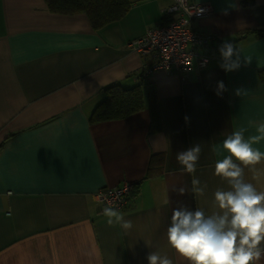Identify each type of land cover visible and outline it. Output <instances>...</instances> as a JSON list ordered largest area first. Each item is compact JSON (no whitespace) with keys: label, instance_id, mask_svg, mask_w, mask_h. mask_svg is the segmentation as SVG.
Segmentation results:
<instances>
[{"label":"crops","instance_id":"crops-1","mask_svg":"<svg viewBox=\"0 0 264 264\" xmlns=\"http://www.w3.org/2000/svg\"><path fill=\"white\" fill-rule=\"evenodd\" d=\"M172 1L131 0L121 19L94 29L85 13H55L46 0H0V264H148L153 252L189 264L168 243L172 211L221 213L214 194L230 190L215 175L222 141L234 130L243 129L245 139L260 135L264 123V35L254 32L264 28V0L247 7L241 0H192L214 8L193 22L216 37L200 49L212 53L209 64L146 72L155 57L128 45L165 23L163 9ZM225 43L238 51L236 70L220 67ZM219 81L225 90L217 95ZM114 82L141 85L146 101L153 88L160 131L150 133L147 107L90 121ZM195 144L201 153L188 173L177 154ZM253 146L264 152V139ZM153 155L163 156L162 169L145 178ZM255 167L264 173V161ZM244 178L264 191V175L257 179L246 167ZM125 181L140 183L117 210L133 223L127 231L107 224L96 196Z\"/></svg>","mask_w":264,"mask_h":264},{"label":"clouds","instance_id":"clouds-1","mask_svg":"<svg viewBox=\"0 0 264 264\" xmlns=\"http://www.w3.org/2000/svg\"><path fill=\"white\" fill-rule=\"evenodd\" d=\"M178 3L182 6L184 0ZM220 54V67L225 71L240 67L238 51L231 43H225ZM222 90L225 85L219 81L217 95ZM257 132L260 135L245 139L243 129L234 130L217 152L222 158L216 160L215 175L230 185V190H217L214 194L219 209L223 210L221 213L206 216L200 209L191 211L185 207L172 211L167 228L168 243L189 264H258L264 257V191L244 178L246 167L254 171L257 179L264 175L255 167L264 161V152L253 146L264 139V123L258 126ZM200 153V145L195 144L180 151L177 160L186 172L194 173ZM192 183L196 186L200 181L193 179ZM179 191L183 194L185 190ZM194 191L203 194V188L195 187ZM103 213L109 226L119 225L126 231L133 227L132 221L125 220L113 207H105ZM147 261L148 264H173L167 256L154 252L148 254Z\"/></svg>","mask_w":264,"mask_h":264},{"label":"built area","instance_id":"built-area-1","mask_svg":"<svg viewBox=\"0 0 264 264\" xmlns=\"http://www.w3.org/2000/svg\"><path fill=\"white\" fill-rule=\"evenodd\" d=\"M202 10V11H201ZM211 2L178 0L163 9L165 23L149 28L145 34L132 40L129 48L142 56L152 54L155 62L147 71L163 69L173 72H190L194 67L209 64L212 53L200 51L216 40L212 34L193 27V22L213 13ZM131 183L105 186L97 192V201L105 207L121 210L129 203ZM11 193V192H9Z\"/></svg>","mask_w":264,"mask_h":264},{"label":"trees","instance_id":"trees-1","mask_svg":"<svg viewBox=\"0 0 264 264\" xmlns=\"http://www.w3.org/2000/svg\"><path fill=\"white\" fill-rule=\"evenodd\" d=\"M247 7L254 0H241ZM50 11L62 14L85 13L94 29H99L106 24L121 19L129 10L131 0H46ZM258 35H264V28L254 30ZM244 37V36H242ZM142 75L144 73L142 72ZM264 82V70H261ZM147 93V92H146ZM141 85L124 87L121 82H114L102 90V100L97 104L90 116L92 123L115 120L128 117L147 107L151 113L150 133L162 129L160 110L156 101L153 88L147 93V101ZM163 156L153 155L145 178L152 177L162 169ZM140 183L131 184L129 199L138 194Z\"/></svg>","mask_w":264,"mask_h":264}]
</instances>
